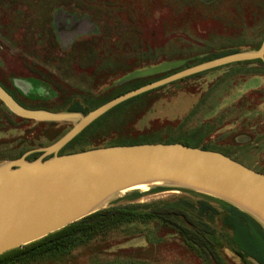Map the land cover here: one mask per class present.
<instances>
[{"label": "rangeland", "instance_id": "1", "mask_svg": "<svg viewBox=\"0 0 264 264\" xmlns=\"http://www.w3.org/2000/svg\"><path fill=\"white\" fill-rule=\"evenodd\" d=\"M56 11L66 19L86 18L95 24V35L59 40L54 35L55 22L62 18ZM263 38L264 0H0V85L28 109L66 112L69 105L78 103L86 115L117 94L157 79L150 75L113 89L122 78L123 82L133 80L127 78L197 56L256 51ZM254 61L211 71L224 74L229 89L234 85L239 88L235 102L211 119H206V114L204 119L200 117L198 108L185 120L139 123L149 109L155 108L156 114L177 101L191 103L199 94L204 106L209 107L208 94L214 88L208 79L200 77L211 73L206 72L123 102L87 126L58 154L76 153L94 145L134 143L141 140L139 134L149 130L157 139L220 149L242 165L264 172V71ZM13 115L0 101V163L28 146H49L57 135H64L73 126V122H23ZM146 188L122 192L106 206L131 201L169 202L180 196L204 200L207 196L164 185ZM133 192L139 197L130 200ZM213 200H217L211 202L217 208L221 207L218 202L226 203ZM204 220L217 233H228L217 217ZM149 229L145 225L131 226L129 232L141 237L114 248L93 243L58 264H204V257L190 255L173 239L152 242L146 250L143 236ZM124 237L123 231L116 232L117 243ZM220 252L223 264H243L227 244ZM247 264L257 263L247 260Z\"/></svg>", "mask_w": 264, "mask_h": 264}, {"label": "water", "instance_id": "2", "mask_svg": "<svg viewBox=\"0 0 264 264\" xmlns=\"http://www.w3.org/2000/svg\"><path fill=\"white\" fill-rule=\"evenodd\" d=\"M252 60L264 65V38L256 51L233 52L185 68L116 96L86 115L25 108L0 85V101L15 116L36 122H73L51 145L0 163V255L73 224L105 208L114 196L140 186L164 185L222 200L264 229V173L220 152L181 143H144L58 154L97 118L129 99L192 75ZM182 63L144 70L127 80ZM34 153L40 155L27 160Z\"/></svg>", "mask_w": 264, "mask_h": 264}, {"label": "trees", "instance_id": "3", "mask_svg": "<svg viewBox=\"0 0 264 264\" xmlns=\"http://www.w3.org/2000/svg\"><path fill=\"white\" fill-rule=\"evenodd\" d=\"M233 52L236 53V51L234 50ZM233 52L224 53V54L223 53L213 54V55L211 54L209 56L202 55V56L194 57L195 59L194 58L185 59L184 63H182L181 66L165 71L160 74L153 75L157 79H154L151 82L164 78L168 75L176 73L185 68L197 65L199 63H203L211 59L232 54ZM251 62L252 61H245L241 63H251ZM254 62H257L259 64V70L264 71V65L262 61L255 60ZM234 64L237 65L239 63H234ZM234 64H229V65H234ZM214 70L216 69H212L206 72H211ZM206 72H202L178 80L177 82L170 83L168 85L154 89L142 95L143 96L150 95L165 87H169L173 84H178L181 83L182 81L184 82L189 79L198 77ZM211 75L214 76L208 81H210L209 82L210 87L212 86L214 89H213V93L211 92L210 94H208L209 103H207V105L209 106L208 108L210 110L209 113H207L206 115L208 116L206 117V119H211L215 117L216 114L220 112V110L224 109L228 104L235 102V99H237L236 98L237 95H239L238 94L239 88L236 87L235 85L231 89L228 88L227 80H223L224 74L221 73L214 74L213 72H211L209 75L206 76H211ZM206 76L202 75L200 77L204 79ZM123 79L124 78H122L117 83H115L112 86V88L122 89L127 85H129L132 81L142 80L145 78L133 79L125 82H123ZM218 79H222L223 81H218ZM222 84L225 85L224 88L220 90L219 87ZM138 87H135L133 89H136ZM128 91H123L122 93L117 94L116 96H119ZM203 92L204 89L202 90V93ZM232 94L234 96L233 98L230 97L229 100L230 102H228L223 108L221 107L217 110V107L220 104L217 101H220V99H222L223 97L227 98ZM116 96H114L113 98H115ZM209 97L211 99H209ZM198 108H199L198 114L200 115V117L204 119V99H201L200 94L198 95L195 101H192L190 103V108L187 115L183 116V118H179L175 120H169V119L167 120L169 121H180L183 119L185 120L189 116L197 112ZM154 109L155 108H152V110L149 109L148 111H146L144 116H142L141 119L139 120V123L145 125L147 121L149 122L152 120H156L157 118H152V116L154 115ZM66 112H79L83 115L85 114L83 113L82 108L78 103H73L69 105L66 108ZM250 115L251 112L248 113V118L251 117ZM13 116L16 117L17 119L22 120L23 122L55 125V123L36 122L33 120L22 119L15 115ZM148 132L150 131L149 130L143 131L141 134L137 136L139 137V139H141L140 141H136L134 143H129L126 145L144 144V143H163V144L181 143L186 146L200 148L201 150L203 149V150L217 151L229 157L230 159L235 160L234 157L229 156L220 149L208 148L205 146L201 147L199 145H194L188 141L157 139L154 133L152 132L148 133ZM29 134L30 133H28V135ZM61 136L57 135L52 143H54L59 138H61ZM117 145H124V144L113 143L105 147L117 146ZM95 148H102V146L94 145L93 147L87 150L95 149ZM32 149H37V147L28 146L26 149L21 151L19 155L8 160L17 159L22 154ZM71 153L73 152L67 154H71ZM38 155L39 153L31 154L32 157L29 158L28 156L27 160L28 159L34 160L35 158L38 157ZM255 171L260 172L257 170ZM260 173H264V172H260ZM138 197H139L138 193L133 192L131 193L130 200H134ZM204 197L206 198L204 200H200V199L194 200L187 196H180L173 200H170L169 202L154 201L150 203L133 204V202L131 201L122 205H116V203H112L106 206L105 208L99 209L98 211L76 222H73V224H69L68 226L56 232L48 234L47 236L37 241H34L22 247L1 254L0 264H58L63 261H66V259H68V257L74 251L83 249L93 243L104 244L105 248L118 247L120 245L127 244L141 237V235L138 236L136 232L133 233H131L132 231L129 232V228L131 226H137V225L150 226L151 228L143 236L146 243L145 245L146 250L149 247L148 245H151L152 242L158 244L161 241H163V239L164 240L173 239V241L174 240L178 241L184 247V249L188 253H190V255H193L198 259L200 257H204V264H223L219 256V252L221 251V249H223V245L225 243L232 249L235 256L238 257L243 264H247V260H252L257 264H264V229L262 228V226L252 217L238 210L234 206L223 202H218L221 207L217 208L211 203L217 200H213V198H210V196H204ZM216 217L222 223V226L224 227V229L227 230L228 233H222V234L221 232L217 233L215 229L211 226V224L208 221L204 220V218L214 219ZM122 228L123 229L126 228V229L121 230ZM120 231L121 232L123 231L125 237L123 241L117 243L116 240L118 239H116V232H120ZM107 244L109 245L107 246ZM110 264H117V263H110Z\"/></svg>", "mask_w": 264, "mask_h": 264}, {"label": "flooded vegetation", "instance_id": "4", "mask_svg": "<svg viewBox=\"0 0 264 264\" xmlns=\"http://www.w3.org/2000/svg\"><path fill=\"white\" fill-rule=\"evenodd\" d=\"M56 11L58 17L62 18L61 21L55 22V32L54 35L59 40H75L78 36L89 33V35H95V24L90 23L86 18L84 19H66L65 14ZM61 44V43H60ZM63 44V43H62ZM40 155V153H39ZM38 155V156H39Z\"/></svg>", "mask_w": 264, "mask_h": 264}, {"label": "crops", "instance_id": "5", "mask_svg": "<svg viewBox=\"0 0 264 264\" xmlns=\"http://www.w3.org/2000/svg\"><path fill=\"white\" fill-rule=\"evenodd\" d=\"M214 75H211V76H206L205 78L206 79H211ZM252 80V79H250ZM248 80V81H250ZM248 81H245L243 84H245L246 82ZM224 85L225 84H222L219 89H223L224 88ZM252 88H255V87H249L248 89H252ZM220 93V92H219ZM219 95V94H218ZM233 94L230 95L229 97L225 98L223 97L222 99H220V101H217L219 104V106L217 107V110L219 108H223L228 102H230V97L233 98ZM189 108H190V103L186 102V101H177L174 103V105H172L170 108L166 109V110H158V112L155 114V110H154V116H152V118H157V119H163V118H166V119H169V120H175V119H179V118H183V116L187 115L188 112H189ZM209 108L207 106H204V115L207 113H209ZM205 115V116H206ZM208 117V116H206ZM238 162H240L238 160ZM241 163V162H240ZM242 164V163H241ZM244 165V164H243ZM246 166V165H245Z\"/></svg>", "mask_w": 264, "mask_h": 264}, {"label": "bare ground", "instance_id": "6", "mask_svg": "<svg viewBox=\"0 0 264 264\" xmlns=\"http://www.w3.org/2000/svg\"><path fill=\"white\" fill-rule=\"evenodd\" d=\"M147 186H140V187H138V188H136V189H141V190H143V189H145ZM147 189V188H146Z\"/></svg>", "mask_w": 264, "mask_h": 264}]
</instances>
